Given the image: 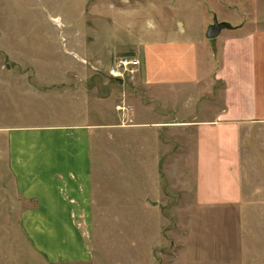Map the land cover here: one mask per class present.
Returning a JSON list of instances; mask_svg holds the SVG:
<instances>
[{"label":"crops","instance_id":"1","mask_svg":"<svg viewBox=\"0 0 264 264\" xmlns=\"http://www.w3.org/2000/svg\"><path fill=\"white\" fill-rule=\"evenodd\" d=\"M105 1L104 7L103 1L91 6L85 36L77 29L73 39H66V54L74 61L39 72L35 81L41 89L27 93L13 80L19 98L6 108L0 105L1 113L8 108L10 116L22 118L20 125L0 132L6 135L16 188L35 202L24 212V228L53 263L94 260L86 235L95 203L92 138L99 127L113 125L116 105L121 106L115 90L101 94L97 76L120 55L136 54L142 60L138 87L154 92L153 109L176 113L185 88L196 93L193 102L201 95L211 100L202 110L206 117L191 122L198 132L197 204L239 210L264 206V171L252 168L255 150L264 144V29L223 30L211 39L218 47L211 48L201 24L194 27L176 17L160 21L154 14L132 20ZM136 97L130 103L142 117L150 104L143 106Z\"/></svg>","mask_w":264,"mask_h":264},{"label":"rangeland","instance_id":"2","mask_svg":"<svg viewBox=\"0 0 264 264\" xmlns=\"http://www.w3.org/2000/svg\"><path fill=\"white\" fill-rule=\"evenodd\" d=\"M101 1L104 7L105 0H0V105L6 108L19 98L13 80L27 93L41 89L35 78L49 72L47 66L74 61L66 54V39L77 29L86 35L84 19ZM108 1L132 20L176 17L194 27L201 24L206 32L217 17L234 28L264 29V0ZM216 42L207 43L212 48ZM126 55L132 54L120 56ZM97 77L101 94L115 90L123 108L117 104L113 125L99 127L92 138L95 203L86 235L95 256L89 264H264V206L239 210L196 202L198 132L191 122L206 117L202 110L211 100L201 95L193 102L196 93L185 88V100L169 114L153 109L154 92H143L138 78L120 84L103 68ZM135 97L143 106L150 104L142 117L131 106ZM21 120L7 108L0 112V129ZM252 160L254 173H262L264 144ZM33 205L16 188L6 135L0 132V264H60L50 262L24 228V212Z\"/></svg>","mask_w":264,"mask_h":264},{"label":"built area","instance_id":"3","mask_svg":"<svg viewBox=\"0 0 264 264\" xmlns=\"http://www.w3.org/2000/svg\"><path fill=\"white\" fill-rule=\"evenodd\" d=\"M142 70V60L139 56L132 54L118 56L108 67L107 73L114 81H122V84L136 81ZM122 109V106H118Z\"/></svg>","mask_w":264,"mask_h":264},{"label":"water","instance_id":"4","mask_svg":"<svg viewBox=\"0 0 264 264\" xmlns=\"http://www.w3.org/2000/svg\"><path fill=\"white\" fill-rule=\"evenodd\" d=\"M234 26L228 21H219L217 17L214 18V21L208 27L206 31V37L208 39H215L217 38L223 30L226 29H233ZM119 83L122 84V81L119 80Z\"/></svg>","mask_w":264,"mask_h":264}]
</instances>
